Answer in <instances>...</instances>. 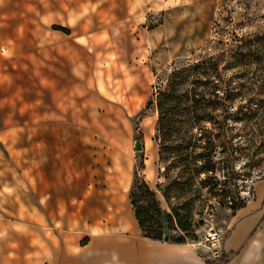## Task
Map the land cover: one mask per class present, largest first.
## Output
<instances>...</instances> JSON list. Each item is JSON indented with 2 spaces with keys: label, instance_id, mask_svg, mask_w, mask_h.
<instances>
[{
  "label": "rangeland",
  "instance_id": "1",
  "mask_svg": "<svg viewBox=\"0 0 264 264\" xmlns=\"http://www.w3.org/2000/svg\"><path fill=\"white\" fill-rule=\"evenodd\" d=\"M262 31L264 0H0V228L12 225L17 241L30 232L37 247L39 240L72 244L75 185L99 192L125 170L128 191L136 171L169 212L155 190L162 181L156 111L145 102L174 67L218 51V39L232 43L235 35ZM221 74L232 77L233 111L264 108L262 73L238 67ZM233 124L264 137L260 114ZM259 137L255 155L233 161L241 174L235 195L206 188L169 195L174 205L189 206L185 240L204 245L208 230L221 228V241L228 206L244 201L264 173ZM134 140L141 150L133 149ZM5 229L0 238H7ZM162 231L166 238L185 234Z\"/></svg>",
  "mask_w": 264,
  "mask_h": 264
},
{
  "label": "trees",
  "instance_id": "2",
  "mask_svg": "<svg viewBox=\"0 0 264 264\" xmlns=\"http://www.w3.org/2000/svg\"><path fill=\"white\" fill-rule=\"evenodd\" d=\"M232 40L230 43L218 39L216 43L222 47L215 53L174 67L154 86L145 102V108L152 106L156 111L153 134L157 143L156 176L162 181L155 184V190L169 209V212L160 209L154 190L134 171L128 198L140 231L149 239L185 242L192 227L189 206L187 201L174 205L169 195H200L202 188L210 195L224 198L235 195L241 174L233 171V161L257 153L258 147L253 150L252 146L261 134L242 133L233 123L257 114L264 116V108L233 111L232 77L224 79L221 71L251 68L262 73L259 79L264 78V31L250 36L235 35ZM262 140L264 137H259L258 141ZM139 156L135 152L137 160ZM138 166L143 167L140 160ZM257 175L261 178L264 173ZM245 200L231 202L228 208L233 213ZM164 226L185 234L166 238ZM232 253L221 252L216 262L205 260L203 264H223Z\"/></svg>",
  "mask_w": 264,
  "mask_h": 264
},
{
  "label": "crops",
  "instance_id": "3",
  "mask_svg": "<svg viewBox=\"0 0 264 264\" xmlns=\"http://www.w3.org/2000/svg\"><path fill=\"white\" fill-rule=\"evenodd\" d=\"M101 191L75 185V241L34 246L24 229L16 240L12 225H3L0 264H203L217 256L199 242L172 243L143 236L128 198L129 172L115 174ZM121 181V184H120ZM26 228V227H25ZM1 237V235H0ZM232 251L223 264H264V176L252 183L242 207L229 215L216 254Z\"/></svg>",
  "mask_w": 264,
  "mask_h": 264
},
{
  "label": "built area",
  "instance_id": "4",
  "mask_svg": "<svg viewBox=\"0 0 264 264\" xmlns=\"http://www.w3.org/2000/svg\"><path fill=\"white\" fill-rule=\"evenodd\" d=\"M220 233L221 228H210L204 237V246L207 245V247L210 250V253H212L214 256H218L217 249L219 248V240H220Z\"/></svg>",
  "mask_w": 264,
  "mask_h": 264
},
{
  "label": "water",
  "instance_id": "5",
  "mask_svg": "<svg viewBox=\"0 0 264 264\" xmlns=\"http://www.w3.org/2000/svg\"><path fill=\"white\" fill-rule=\"evenodd\" d=\"M142 148V145L141 143L139 142V140H134L133 141V149L138 151V150H141Z\"/></svg>",
  "mask_w": 264,
  "mask_h": 264
}]
</instances>
